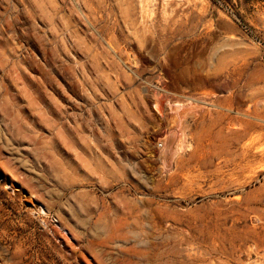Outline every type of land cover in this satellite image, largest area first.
<instances>
[{"label": "rangeland", "instance_id": "374dc122", "mask_svg": "<svg viewBox=\"0 0 264 264\" xmlns=\"http://www.w3.org/2000/svg\"><path fill=\"white\" fill-rule=\"evenodd\" d=\"M0 264H264V0H0Z\"/></svg>", "mask_w": 264, "mask_h": 264}]
</instances>
